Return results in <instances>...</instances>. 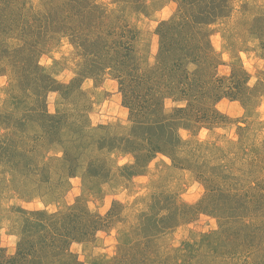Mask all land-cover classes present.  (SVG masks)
Instances as JSON below:
<instances>
[{
	"label": "rangeland",
	"instance_id": "1",
	"mask_svg": "<svg viewBox=\"0 0 264 264\" xmlns=\"http://www.w3.org/2000/svg\"><path fill=\"white\" fill-rule=\"evenodd\" d=\"M0 264H264V0H0Z\"/></svg>",
	"mask_w": 264,
	"mask_h": 264
}]
</instances>
